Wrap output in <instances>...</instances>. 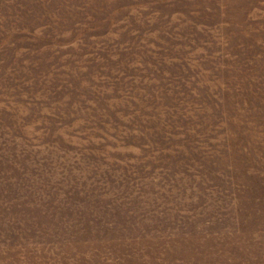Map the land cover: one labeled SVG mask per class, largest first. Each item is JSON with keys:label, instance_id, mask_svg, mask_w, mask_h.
<instances>
[{"label": "rangeland", "instance_id": "rangeland-1", "mask_svg": "<svg viewBox=\"0 0 264 264\" xmlns=\"http://www.w3.org/2000/svg\"><path fill=\"white\" fill-rule=\"evenodd\" d=\"M0 264H264V0H0Z\"/></svg>", "mask_w": 264, "mask_h": 264}]
</instances>
